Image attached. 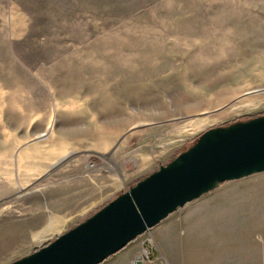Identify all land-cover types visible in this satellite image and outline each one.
Wrapping results in <instances>:
<instances>
[{"label": "rangeland", "instance_id": "374dc122", "mask_svg": "<svg viewBox=\"0 0 264 264\" xmlns=\"http://www.w3.org/2000/svg\"><path fill=\"white\" fill-rule=\"evenodd\" d=\"M261 116L264 0H0V185H11L0 264L66 233L205 131ZM91 170L94 204L58 220L45 193ZM226 184L261 191L217 215L219 246L242 264V232L264 236V171L215 189Z\"/></svg>", "mask_w": 264, "mask_h": 264}, {"label": "water", "instance_id": "95a60500", "mask_svg": "<svg viewBox=\"0 0 264 264\" xmlns=\"http://www.w3.org/2000/svg\"><path fill=\"white\" fill-rule=\"evenodd\" d=\"M264 171V116L202 133L73 228L9 264H100L178 208L218 185Z\"/></svg>", "mask_w": 264, "mask_h": 264}, {"label": "crops", "instance_id": "0c3cea01", "mask_svg": "<svg viewBox=\"0 0 264 264\" xmlns=\"http://www.w3.org/2000/svg\"><path fill=\"white\" fill-rule=\"evenodd\" d=\"M98 183L99 171L91 170L85 176L70 178L59 187L49 188L45 196L51 209L63 215L58 220L64 221L67 214L92 207L99 192ZM240 185L226 184L185 204L100 264H229V252L219 246L226 241L227 235L218 231L217 215L223 214L227 202L240 197L249 199L261 192H252L257 190L256 187H244L250 192L241 191L243 186ZM238 188L240 190L235 191ZM10 191L11 185H0V195ZM55 206L59 208L55 209ZM147 234L155 241L154 256L149 262H141L138 256L145 246ZM240 238L244 247L239 258L242 264H259L260 258L264 259V236L243 231Z\"/></svg>", "mask_w": 264, "mask_h": 264}, {"label": "built area", "instance_id": "2783aa9c", "mask_svg": "<svg viewBox=\"0 0 264 264\" xmlns=\"http://www.w3.org/2000/svg\"><path fill=\"white\" fill-rule=\"evenodd\" d=\"M148 230L145 232L147 233ZM155 241L151 234H147L145 237V246L142 248L141 253L138 256V259L141 262H149L153 259L154 256V248H155Z\"/></svg>", "mask_w": 264, "mask_h": 264}, {"label": "trees", "instance_id": "16d2710c", "mask_svg": "<svg viewBox=\"0 0 264 264\" xmlns=\"http://www.w3.org/2000/svg\"><path fill=\"white\" fill-rule=\"evenodd\" d=\"M176 154H178V153H176Z\"/></svg>", "mask_w": 264, "mask_h": 264}, {"label": "bare ground", "instance_id": "6f19581e", "mask_svg": "<svg viewBox=\"0 0 264 264\" xmlns=\"http://www.w3.org/2000/svg\"><path fill=\"white\" fill-rule=\"evenodd\" d=\"M125 97V96H124Z\"/></svg>", "mask_w": 264, "mask_h": 264}]
</instances>
